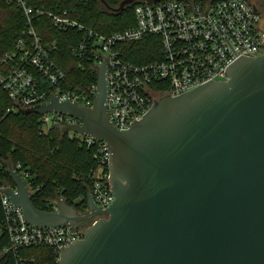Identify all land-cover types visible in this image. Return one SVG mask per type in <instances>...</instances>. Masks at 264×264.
Segmentation results:
<instances>
[{"label": "water", "instance_id": "obj_1", "mask_svg": "<svg viewBox=\"0 0 264 264\" xmlns=\"http://www.w3.org/2000/svg\"><path fill=\"white\" fill-rule=\"evenodd\" d=\"M99 1L118 13L158 0ZM224 73V81L152 98L125 130L107 118L105 64L91 107L52 94L23 110L72 116L81 124L70 129L107 145L113 200L105 209L88 188L83 212L62 198L56 210H40L8 166L14 187L3 193L28 224L82 227L57 264H264V50L238 56ZM96 215L103 216L87 226Z\"/></svg>", "mask_w": 264, "mask_h": 264}, {"label": "built area", "instance_id": "obj_2", "mask_svg": "<svg viewBox=\"0 0 264 264\" xmlns=\"http://www.w3.org/2000/svg\"><path fill=\"white\" fill-rule=\"evenodd\" d=\"M10 1L23 12L26 25L0 62L5 68L0 71V89L11 101L7 111L12 112L45 103L52 94L59 101L69 100L89 108L96 96V81L64 87L66 75L50 56L54 46L44 43L34 30L35 18L45 17L55 29L72 32L68 49L82 69L88 63L97 77L98 66L105 64L107 118L120 130L141 118L151 107L152 98L166 93L175 96L209 79L224 81L225 67L238 56H257L264 50V10L255 11L249 0L140 1L132 9L134 24L109 34L77 22L66 9L30 6L26 0ZM144 42L145 52L136 49ZM146 55L151 59L145 60ZM37 123L44 132L65 127L69 139L91 152L94 166L87 175L91 198L99 209L108 207L113 195L108 183L106 143L70 129L81 122L69 115L45 112L38 115ZM19 174L31 191L26 181L28 173ZM13 187L0 188L4 215L0 233L5 236L0 262L2 256H10L13 262L5 264H28L20 251L43 246L51 250L57 264L62 247L83 237L82 227L28 224L21 209L3 193L5 188ZM57 201L52 210L57 209ZM100 216H94L86 225H92Z\"/></svg>", "mask_w": 264, "mask_h": 264}, {"label": "trees", "instance_id": "obj_3", "mask_svg": "<svg viewBox=\"0 0 264 264\" xmlns=\"http://www.w3.org/2000/svg\"><path fill=\"white\" fill-rule=\"evenodd\" d=\"M30 6L66 9L79 23L103 34L125 29L134 24L132 9L140 1L126 6L118 13L107 10L99 0H26ZM116 6L120 0H105ZM32 26L44 43L54 46L51 59L65 73L64 87L83 81H96V72L88 63L85 69L69 52L71 31L57 30L45 17L35 18ZM25 16L10 0H0V62L2 56L13 49L16 40L25 29ZM145 42L136 46L145 52ZM151 56L146 55L148 60ZM151 59V58H150ZM0 63V71H4ZM89 75V76H87ZM12 103L0 89V188L13 187L8 166L16 172L28 173L31 200L36 208L51 211L59 198L82 210L86 203V191L90 188L87 175L94 166L92 155L83 146L67 136L65 127H52L42 131L37 114L23 110L7 111ZM16 164H20L17 168ZM4 220L0 203V225ZM5 243L0 233V249ZM28 264H54V255L47 247H32L20 251ZM13 258L2 256L0 264L12 263Z\"/></svg>", "mask_w": 264, "mask_h": 264}, {"label": "flooded vegetation", "instance_id": "obj_4", "mask_svg": "<svg viewBox=\"0 0 264 264\" xmlns=\"http://www.w3.org/2000/svg\"><path fill=\"white\" fill-rule=\"evenodd\" d=\"M249 1L253 5L255 11L259 12V11L264 10V0H249ZM77 210H79L80 212L84 211V209H82V210L77 209ZM101 216H103V215H101ZM92 218L85 220L86 224H88Z\"/></svg>", "mask_w": 264, "mask_h": 264}]
</instances>
